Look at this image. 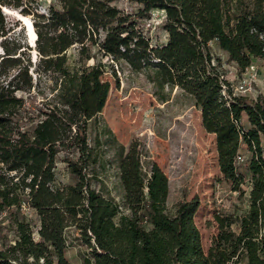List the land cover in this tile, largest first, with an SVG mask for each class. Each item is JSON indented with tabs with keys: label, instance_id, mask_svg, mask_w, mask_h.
<instances>
[{
	"label": "trees",
	"instance_id": "trees-1",
	"mask_svg": "<svg viewBox=\"0 0 264 264\" xmlns=\"http://www.w3.org/2000/svg\"><path fill=\"white\" fill-rule=\"evenodd\" d=\"M60 1L45 15L38 0H0V264H264V92L237 90L227 76L229 65L264 69V0H125L134 9L116 0ZM4 7L35 15L36 65ZM154 9L165 12V43L154 44L144 28ZM74 45L77 62L68 54ZM96 45L180 86L216 133L220 183L247 195V209L232 203L216 213L208 251L195 222L199 198L169 213L159 173L145 191L136 145L119 165L128 213L92 186L98 156L89 128L110 89L101 63L88 64ZM60 165L73 182L56 184ZM26 208L39 220L37 234ZM70 225L88 247L83 259L68 240Z\"/></svg>",
	"mask_w": 264,
	"mask_h": 264
},
{
	"label": "rangeland",
	"instance_id": "rangeland-1",
	"mask_svg": "<svg viewBox=\"0 0 264 264\" xmlns=\"http://www.w3.org/2000/svg\"><path fill=\"white\" fill-rule=\"evenodd\" d=\"M125 9H134L125 0L113 2ZM62 7L60 0H38L37 11L49 15L51 6ZM8 20L16 33L24 37L32 46V60L36 65L39 57L35 44L28 40V25L23 15L34 25V14H23L19 9L7 12ZM165 12L154 9L144 28L154 44L165 43L168 32L162 28ZM37 39V38H36ZM4 54L0 39V56ZM70 60H79V45L68 50ZM101 63L103 77L110 82L106 104L89 128V142L98 156L95 164L98 178L92 186L104 195H111L124 204V187L120 177V160L132 145L141 151L143 171L146 175L148 192L154 172L163 177L166 183L165 204L169 213H174L179 201L197 196L200 200L195 214V222L200 230L206 251L218 231L216 213L232 203H238L242 211L247 209V195L238 198V192H230L220 183L222 177L216 133L208 131L202 119V109L195 99L178 85L161 83L154 67L135 70L125 60H114L104 54L96 45L91 52L88 64ZM227 76L234 86L241 84L252 96L264 92V69L257 63L245 73L228 66ZM47 81H43L46 84ZM47 91H49L47 89ZM124 145V149H122ZM59 178L56 184L73 182L68 169L57 168ZM248 189V182L243 185ZM29 221L39 228V220L34 212L25 209ZM119 217L116 218L118 220ZM68 240L73 244L77 257L89 254L77 227L67 228ZM2 239L0 238V247ZM93 259V258H92Z\"/></svg>",
	"mask_w": 264,
	"mask_h": 264
},
{
	"label": "bare ground",
	"instance_id": "bare-ground-1",
	"mask_svg": "<svg viewBox=\"0 0 264 264\" xmlns=\"http://www.w3.org/2000/svg\"><path fill=\"white\" fill-rule=\"evenodd\" d=\"M4 8L7 9V10H5L6 13L12 11L11 9H9L7 7H4ZM23 18L27 21L26 24L28 25L27 30H28V39L30 40L29 43L34 45L36 38H37V33L35 31L34 25L27 16L23 15Z\"/></svg>",
	"mask_w": 264,
	"mask_h": 264
},
{
	"label": "built area",
	"instance_id": "built-area-1",
	"mask_svg": "<svg viewBox=\"0 0 264 264\" xmlns=\"http://www.w3.org/2000/svg\"><path fill=\"white\" fill-rule=\"evenodd\" d=\"M235 89H237V90H241V89L247 90V88H245L243 84H241L239 87L238 86L237 87L235 86Z\"/></svg>",
	"mask_w": 264,
	"mask_h": 264
},
{
	"label": "water",
	"instance_id": "water-1",
	"mask_svg": "<svg viewBox=\"0 0 264 264\" xmlns=\"http://www.w3.org/2000/svg\"><path fill=\"white\" fill-rule=\"evenodd\" d=\"M4 10H7V9L4 8ZM28 40H29V39H28ZM29 41H30V40H29Z\"/></svg>",
	"mask_w": 264,
	"mask_h": 264
}]
</instances>
